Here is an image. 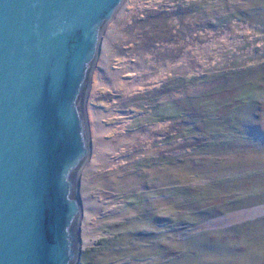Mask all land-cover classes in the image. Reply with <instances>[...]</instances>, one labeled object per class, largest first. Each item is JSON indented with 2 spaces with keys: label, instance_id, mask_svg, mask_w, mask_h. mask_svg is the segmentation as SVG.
Masks as SVG:
<instances>
[{
  "label": "rangeland",
  "instance_id": "rangeland-1",
  "mask_svg": "<svg viewBox=\"0 0 264 264\" xmlns=\"http://www.w3.org/2000/svg\"><path fill=\"white\" fill-rule=\"evenodd\" d=\"M86 112L80 264H264V0H125Z\"/></svg>",
  "mask_w": 264,
  "mask_h": 264
},
{
  "label": "water",
  "instance_id": "water-1",
  "mask_svg": "<svg viewBox=\"0 0 264 264\" xmlns=\"http://www.w3.org/2000/svg\"><path fill=\"white\" fill-rule=\"evenodd\" d=\"M125 0H0V264H80L86 100Z\"/></svg>",
  "mask_w": 264,
  "mask_h": 264
}]
</instances>
